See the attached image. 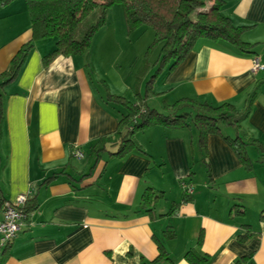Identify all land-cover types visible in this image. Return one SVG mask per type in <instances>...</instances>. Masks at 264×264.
<instances>
[{
	"label": "crops",
	"instance_id": "0c3cea01",
	"mask_svg": "<svg viewBox=\"0 0 264 264\" xmlns=\"http://www.w3.org/2000/svg\"><path fill=\"white\" fill-rule=\"evenodd\" d=\"M222 1V15L247 28L243 41L257 45L255 53L200 40L156 81L148 104L165 112L166 105L191 100L243 112L258 89L240 131L224 126L223 132L242 134L264 149V71L253 72L254 59L264 65V0ZM33 36L25 0L0 7V74ZM56 44L55 38L34 42L17 80L5 88L0 219L3 203L21 195L35 209L0 264H190L191 251L210 257L208 264L244 258L243 264H264V152L248 146L247 169L221 136L201 146L192 117L189 128L137 134L144 154L111 158L118 148L110 145L96 161L93 147L115 133L127 112L105 102L107 93L88 69L91 51L45 65ZM183 183L194 188L192 195ZM147 191L152 199L144 207Z\"/></svg>",
	"mask_w": 264,
	"mask_h": 264
},
{
	"label": "trees",
	"instance_id": "16d2710c",
	"mask_svg": "<svg viewBox=\"0 0 264 264\" xmlns=\"http://www.w3.org/2000/svg\"><path fill=\"white\" fill-rule=\"evenodd\" d=\"M17 0H0V7H7ZM32 21L33 41L24 46L13 59L8 72L0 74V138L6 114L5 88L14 83L33 49L34 42L43 39H57L56 49L44 58L45 65L50 64L59 56L75 57L84 55L92 46V39L105 21L106 10L116 4H122L126 11V20L130 29L150 27L161 51L157 61L156 74L147 83L145 96L139 95L137 103H132L124 97L114 96L109 92L105 102L124 109L115 133L104 137L93 147L92 157L98 161L108 150V146H117L116 152L109 153L111 158L124 159L132 152H145L136 140L137 134L153 127L168 129L189 128V120L199 127V144L204 148L210 136H221L239 157L247 169L252 168V162L246 155L248 146H255L259 151L264 149L255 140L245 141V136L239 134L235 138L223 132L224 126L235 127L240 131L242 122L249 117L253 103L258 94L256 89L249 97L243 112H239L230 104L213 107L196 101L183 100L173 105H166L165 112L152 108L148 99L154 95L156 81L165 74L170 75L194 50L200 40L224 41L237 48L242 53L254 54L257 45L243 41L247 28L234 27L231 20L222 15L224 2L222 0H25ZM102 9V16L82 39H78V31L83 21L94 11ZM188 108V112H182ZM61 172L49 183L63 175ZM156 198V196H154ZM148 191L144 197V207L151 202ZM33 202V201H32ZM4 204V203H3ZM35 205L27 201L24 210L30 213ZM264 221V212L261 214ZM190 264H208L210 257L193 251L186 256ZM160 260V258H159ZM248 260L238 261L243 264ZM158 261V260H157Z\"/></svg>",
	"mask_w": 264,
	"mask_h": 264
},
{
	"label": "rangeland",
	"instance_id": "374dc122",
	"mask_svg": "<svg viewBox=\"0 0 264 264\" xmlns=\"http://www.w3.org/2000/svg\"><path fill=\"white\" fill-rule=\"evenodd\" d=\"M102 12L98 9L83 21L77 35L79 40L97 24ZM88 51L92 52L88 69L97 88L136 103L140 94L145 96L147 83L156 74L158 67L154 63L161 46L152 28L130 29L124 5L116 4L106 10L105 21Z\"/></svg>",
	"mask_w": 264,
	"mask_h": 264
},
{
	"label": "built area",
	"instance_id": "2783aa9c",
	"mask_svg": "<svg viewBox=\"0 0 264 264\" xmlns=\"http://www.w3.org/2000/svg\"><path fill=\"white\" fill-rule=\"evenodd\" d=\"M260 71H264V65L256 58L253 62V72ZM76 157L82 159L83 154L76 151ZM183 187L189 195L194 193V188L191 185L183 183ZM28 200V196L21 195L15 202L4 203L0 219V255L22 233L29 217L24 210Z\"/></svg>",
	"mask_w": 264,
	"mask_h": 264
}]
</instances>
